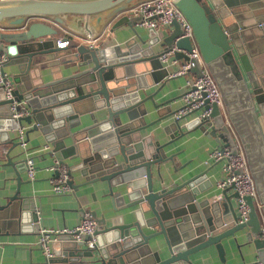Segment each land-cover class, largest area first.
Listing matches in <instances>:
<instances>
[{
  "label": "water",
  "instance_id": "obj_1",
  "mask_svg": "<svg viewBox=\"0 0 264 264\" xmlns=\"http://www.w3.org/2000/svg\"><path fill=\"white\" fill-rule=\"evenodd\" d=\"M138 1L0 0V21L4 23L2 20L9 19L4 23L6 29L0 31V48L19 62L27 77H31L32 67H39L36 62L44 55L53 53L58 60L64 57L59 51L66 46L55 41L59 33L56 25L73 29V34L80 39H74L68 46L79 59L78 64L83 66L58 79L35 81L30 78L24 90L16 86V99L24 100L30 108L19 118L12 115V99L6 98L0 87V158L4 153L12 162L11 146L2 144L11 141L13 147L18 143L10 140L9 130L17 129L23 120L32 123L31 129H43L54 144V151L66 146L68 137L75 148L87 143L85 154L79 156V150H75L73 156H79L80 160L72 165V168H80L85 180L77 183L71 179L72 186L76 189L88 182L106 181L114 208L122 209L124 218L133 217L108 224L105 214L98 216L96 210H92L98 219L95 231L83 234L81 240H70L63 251L62 264H200L199 261L208 256L199 253L200 250L211 244L226 264L224 238L233 236L238 241V232L246 237L247 252L255 248L258 260L264 264V183L259 180V171L264 169V130L256 107L249 110L242 95L234 97L240 82L252 95L254 104L257 102L261 109L264 105V85L253 78L252 57L236 42L242 38L244 31L239 28L244 25L235 18L230 0H177L193 25L204 59L226 101V111L214 104L211 120L205 123L211 125L213 134L220 130L222 143L230 145L234 152L238 150L236 132L259 191L257 199L249 194L244 196L250 206L249 218L235 222L231 220L237 218V210L228 193L230 187L224 189L230 199L232 216L218 224L214 215L208 217L204 213L202 202L197 199L200 192L197 184L207 176L206 170L171 186L156 187L154 166L161 175L160 163L173 157L166 153L168 140L160 142L144 133L152 123L143 120L142 115L147 112L145 101L151 98L157 106L154 101L157 91L141 96L138 87L143 84L131 87L127 82L132 77L140 79L145 71L153 75L161 70L166 74L159 55L173 45L177 47L175 56L180 53L188 57L182 49H191L192 42L188 36H180V22H172V31L163 37L164 48L156 50L152 44L159 40V34L149 40V45L137 39L113 44L101 39L90 43L89 37L95 28L89 26L88 20L79 19L77 24L83 28L78 29L64 18L67 14L89 16L108 11L107 17L119 15L114 27L125 22L133 27L140 16L129 14L127 9ZM191 71L200 74L201 68L194 65ZM37 76L42 78L40 73ZM87 99L97 100V107L79 108ZM99 107L106 108V116L99 118L95 114L94 109ZM85 112H90L92 122L82 125ZM176 122L179 125V121ZM248 122L253 128L248 127ZM77 125L80 127L73 129ZM232 195L239 194L235 190ZM17 197L22 198V195L15 194L11 199ZM33 211L32 223H38V213ZM147 212L152 214L146 216ZM145 225L154 226L155 230L147 232ZM160 235L162 238L157 239L154 248L150 239ZM89 237H97L93 246L84 245ZM239 253L245 257L242 249ZM82 255L90 256L91 260L78 262ZM45 264L60 262L56 256H51L45 259Z\"/></svg>",
  "mask_w": 264,
  "mask_h": 264
},
{
  "label": "crops",
  "instance_id": "obj_2",
  "mask_svg": "<svg viewBox=\"0 0 264 264\" xmlns=\"http://www.w3.org/2000/svg\"><path fill=\"white\" fill-rule=\"evenodd\" d=\"M229 2L232 5L235 18L244 25L243 28H239V30L244 31L242 38H238L236 42L242 49L247 50L252 57L254 80L259 82L260 85H264V0H230ZM107 14L108 11L89 16L67 14L64 15V18L78 29L83 28L77 24L79 19L88 20L89 26L95 28L92 36H99L94 42L89 41L90 43H96L101 39L109 44L137 39L139 41L143 40V45H149V40L154 35L159 34V40L152 44L156 50L164 48L163 37L173 29L172 26H169L157 32L151 27L137 22L133 26L136 28V32L132 24L128 22L114 27L115 20L119 15L110 18L107 17ZM100 15H102L101 20H98ZM2 21L7 23L9 19ZM56 27L59 29L55 39L56 42L66 38L70 40L69 42L76 38L79 39L73 34V29L66 26L61 27L60 25H56ZM4 44L9 43L4 41ZM68 44L59 51L64 53L61 60L55 59L53 53L46 54L39 59L40 62H36L39 67H32L30 70L31 77H27L22 72L23 69L19 62L9 56L4 68L11 75L15 85L20 86L22 90L25 89V85L30 78L35 79V81L61 78L83 67L78 64L79 59H76L74 54L69 51L71 47ZM171 57L184 58L180 53L177 56L173 54ZM177 66L178 64L172 63L168 67H164L167 70L166 74L161 70L153 75L145 71L140 79L132 77L131 82L126 81L131 87H135L139 83L143 84V86L138 87L141 96L157 91L154 95L157 106L154 105L151 98H147L145 101L147 112L142 115L144 116L143 120L152 123L144 130V133L151 134L152 139H158L160 142L168 140L169 143L165 145L166 153L173 155V157L160 163L161 175L158 174L156 165L154 166L156 187L171 186L174 183L186 180L199 171L206 170L207 176L197 184L200 188L197 199L202 202L204 213L208 217L214 215L216 222L219 224L225 218L229 219L232 216L230 199L235 208L237 205V197L232 195L234 189L228 191L231 194L230 199L225 195L221 199L214 198L216 193L220 191L216 181L224 175V172L222 161L211 160L209 152L213 147L223 142L221 140L223 137L220 136V130H217V134H213L211 125L207 123H186L182 118L178 120L179 125L177 124L173 113L182 103L181 95L187 77L185 74H168L169 70H173ZM38 73L42 78L37 76ZM192 73L190 72V74ZM240 95L246 101L247 109L250 110L252 106L256 107L264 130V105L261 109L257 102L254 104L251 99L252 95L244 87L243 89L238 87L235 90V99ZM97 103V100L87 99L83 103L84 108H79L85 110V108L97 107ZM224 105L226 109L225 98ZM94 111L99 118H102L106 116L107 110L104 107H99L95 108ZM89 113L82 114V125L92 122ZM21 124L26 127L27 150L19 142L17 129H10L9 131L10 140L18 141V143L13 147L11 141L2 144L5 147L11 146L9 155L12 162L2 153L0 158V207L2 206L0 208V264H45L47 257L37 243L40 227L74 226L80 222L84 211L87 209L96 210L98 216L105 214L108 224L124 222L133 218H124L122 209L117 210L114 208L106 181L88 182L79 185L76 189L72 186L71 191L63 193L52 191L50 176L54 172L48 166L53 163L57 156L68 165L71 179H74L77 183L85 180L80 168H72V165L79 162L81 154H85L87 143L75 148L71 138L68 137L66 146L54 151V144L48 140L43 129H31L32 123L26 120H23ZM78 127L80 126L77 125L73 129ZM248 127L253 128L249 122ZM46 145L48 146L45 147ZM75 150L77 152L79 150V156H73ZM27 156L33 157L37 165L34 179H30L27 175ZM23 158H25V161H23ZM257 165L260 168V164ZM259 180L264 183L263 168L259 171ZM116 187L118 188V186ZM116 187L115 189H117ZM15 194L22 195V198L11 199V196ZM34 209L38 213V223H32L35 214ZM150 214L152 212L145 213L146 216ZM144 227L147 232L155 230L154 226L145 225ZM238 233V241H235L233 236L224 238L226 264H254L259 259L256 249L254 248L253 252L248 253L245 244L246 237L240 232ZM101 237L104 238V234ZM159 238H162V235L150 239V243L154 248L157 246V239ZM70 240L74 239L65 237L51 242L53 256L58 258L60 264L64 262L62 259L64 257L63 251ZM84 245L88 244L84 242ZM239 249L245 252L244 258L239 253ZM199 253L208 255L205 260L199 261L200 264H223L214 244L200 250ZM194 256L195 253L192 257ZM90 260V256L82 255L78 262L84 263Z\"/></svg>",
  "mask_w": 264,
  "mask_h": 264
},
{
  "label": "built area",
  "instance_id": "obj_3",
  "mask_svg": "<svg viewBox=\"0 0 264 264\" xmlns=\"http://www.w3.org/2000/svg\"><path fill=\"white\" fill-rule=\"evenodd\" d=\"M127 12L132 15H139V22L148 27H153L157 32L172 26L174 20H178L181 24L180 36H188L191 39L192 47L189 50L182 49L187 58L180 59L171 57L177 47L173 45L171 48L163 51L159 58L164 67L170 64H178V66L169 70V75L185 74L186 82L181 95L182 103L174 111L173 116L176 120L184 118L186 123H205L211 120L214 104H217L222 110H225L224 98L220 86L204 59L201 48L197 42L193 25L184 11L178 6L177 0H139L131 5ZM7 25L0 21V31L6 29ZM90 42H94L96 37H89ZM69 39L58 40V45L66 46ZM8 60V53L0 48V87L6 98L12 99L11 109L12 115L16 118L27 114L29 108L24 100H17L15 94V82L4 66ZM194 65H199L201 73L196 74L191 71ZM190 72H193L190 74ZM19 142L25 150H27L26 127L20 124L17 128ZM236 146L238 150L234 152L230 145L219 143L209 152L211 160L222 161V169L224 175L216 181L219 192L216 193L215 199H221L225 195L223 190L230 187L238 192L237 196V218L231 219L235 222H243L249 218V203L244 198L249 194L257 199V185L250 168L247 154L243 144L234 132ZM46 145L45 147H47ZM48 168L53 170L50 176L51 189L57 193L68 192L72 190L71 173L68 165L60 158L56 157ZM241 171H237L238 169ZM26 170L30 179L35 178L37 165L31 156L26 157ZM228 190V191H229ZM39 219V218H38ZM98 225V219L89 209L84 211L82 219L74 226H57L52 228L40 227L37 243L42 248L47 258L54 255L51 248V242L61 240L65 237L81 240L83 234H92ZM262 236L264 237V226L262 227ZM90 246L96 242L95 237H89L85 240ZM254 264H263L261 260H257Z\"/></svg>",
  "mask_w": 264,
  "mask_h": 264
},
{
  "label": "flooded vegetation",
  "instance_id": "obj_4",
  "mask_svg": "<svg viewBox=\"0 0 264 264\" xmlns=\"http://www.w3.org/2000/svg\"><path fill=\"white\" fill-rule=\"evenodd\" d=\"M238 83H239V84H238V85H239V88H240V89H243V87H244L243 83H242V84H241L240 82H238Z\"/></svg>",
  "mask_w": 264,
  "mask_h": 264
}]
</instances>
